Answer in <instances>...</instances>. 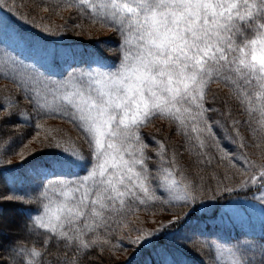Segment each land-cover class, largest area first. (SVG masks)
<instances>
[{"label":"snow or ice","instance_id":"obj_1","mask_svg":"<svg viewBox=\"0 0 264 264\" xmlns=\"http://www.w3.org/2000/svg\"><path fill=\"white\" fill-rule=\"evenodd\" d=\"M19 7L0 0V73L21 93L0 103V126L13 117L30 124L34 114L37 129L45 119H62L80 135L46 134L37 148L23 144L18 151L11 136L0 137V201L36 205L20 221L0 216V264H92L93 249L120 250L112 237L128 216L157 204L180 212L156 229H131L139 264H188L189 246L203 264H264V0H42L38 8L64 21L57 26L36 24ZM8 13L47 36L110 29L118 43H97L117 52L119 62L107 65L98 55L18 31ZM58 69L66 72L61 79L46 74ZM213 83L229 89L247 119L216 106ZM156 119L174 126L182 143L170 150L152 137L157 163L150 167L142 129ZM43 148L57 151L32 155ZM185 153L193 172L181 164ZM236 176L242 178L233 183ZM252 188L259 193L251 198L260 205L259 237L251 217L234 240L214 235L197 244L199 225L183 231L205 201ZM248 208L256 205L230 202L229 220Z\"/></svg>","mask_w":264,"mask_h":264},{"label":"trees","instance_id":"obj_2","mask_svg":"<svg viewBox=\"0 0 264 264\" xmlns=\"http://www.w3.org/2000/svg\"><path fill=\"white\" fill-rule=\"evenodd\" d=\"M42 0H16V4L19 7V11L23 13L22 11H25V14H28L29 17H35L36 24L40 23L41 17H47L45 20L49 22H55V23H64L63 20L56 16H52L50 13H44L41 8H38L37 5L41 4ZM4 13L0 12V15H3ZM64 17L67 18L68 13L65 12ZM8 16L10 18V24L13 28H15L18 31L26 32L29 34H32L35 38H45L46 40L50 42H59L61 44L70 46L72 48H75L77 50L83 51L85 53L98 55L101 57L102 62L104 64H113L115 62H119L118 56L119 54L115 51H109L107 47H102L98 45V41H109L111 42L108 47H114L115 43H118L119 38L111 32L108 35H102L99 34L97 31V28H91L89 29L91 35L89 34H83V35H77L73 31H68L64 33L62 36H47L46 33H44L41 29L38 27H35L31 23H25L24 21L20 20L17 16L13 15L12 13H8ZM95 33H98L96 35ZM2 47V45H0ZM215 93L217 95L216 100V106L225 108L227 111L228 108H230L233 112V115L237 119H247L246 116H242L238 109L236 108V102L233 98V96L230 94L229 89L224 87L223 85L213 83L210 85V91H209V98H211L212 94ZM5 96H11L13 99H16L17 97L21 96V93L18 89L14 87V85L11 83L10 80H5L3 78V73H0V103H3ZM225 101L227 102V107H225ZM211 102V99H210ZM20 107L26 109L28 112H31V108L29 105H27L26 102L21 100ZM33 118L31 120L30 124L23 123L22 121H17L15 117H13V122L9 123L7 126H0V137L7 138L8 136H11L12 139H16L19 136V140L17 142H13L10 145V148H17L19 146V141L23 143V140H27L30 136L24 135V138H21L20 135L24 134V132L31 131V130H37L35 127V124L37 122L34 114H32ZM48 120H54V121H61L62 123H66L71 125L77 132L78 130L68 121L62 120V119H45L44 121ZM43 121V122H44ZM42 122V123H43ZM17 124H19V127H17ZM142 132L145 136L146 142L149 144L148 154L150 156H153V160L149 161L150 167L155 166L157 163V160L155 158L154 149L156 147L155 142L152 140V137H155L156 139L163 140L169 149L176 148L179 150V145L182 143V138L175 133L174 126H170L169 122L166 120H160L156 119L154 120L148 127L142 129ZM19 133V134H18ZM79 134V132H78ZM151 134V136L149 135ZM80 135V134H79ZM21 138V139H20ZM65 138V137H64ZM222 144L229 150H232L234 148L233 145L229 144L227 141L222 140ZM4 145L2 142H0V150H2ZM249 153H256L258 156V150L254 147L249 148ZM257 156H253L252 158H257ZM16 164V163H14ZM182 165H186L189 169V172L195 171L194 166L191 164L190 157L187 153L184 154L183 159L181 160ZM204 180L207 182L210 179V173L204 172L202 173ZM242 177L236 176L233 180V183L238 182ZM214 183V181H213ZM256 192L255 188H252L250 191H238L234 192L231 197L228 196V194H225V198L219 201H205L204 203H212V207L209 217H212L213 215L217 214L221 206L228 202L230 199H239L242 201L250 200L252 198V194ZM9 208L10 210H13V214L15 217V220H22L24 218V212L27 208H35L36 205H21L17 202H2L0 201V216H5V208ZM163 211L169 214H173L174 212L179 214L180 209L174 208V209H168L167 206H161L157 204L155 207H149L147 209H144L141 207L139 211H137L134 215H130L127 217V222L129 218L132 216L138 215L140 213H145L149 211ZM185 211H187L185 209ZM201 217L203 218V213L201 210H198L196 213H194L190 220H188L186 223H184L183 231L188 232L191 234L194 230H196L195 226L199 225L198 231L202 234L201 236H198L194 239V243H203L204 237H212L214 235H220L223 239L226 240H234L237 237L240 236L241 231L237 229H233L230 227L222 228L220 226H212L211 222L209 220H201ZM17 218V219H16ZM128 224V223H127ZM205 225L207 227H205ZM122 229H118L116 232L113 233V243L119 242L122 247L124 248L123 241L121 239L120 234L122 233ZM257 237H259L260 233L255 234ZM118 251H104L101 253L99 249H93L91 252L92 257L94 258L92 261V264H113L112 260L109 259V253L113 252H119ZM146 254V253H145ZM108 255V256H105ZM185 255L187 257L188 264H203L204 256L200 254L195 248L189 246L185 250ZM136 256V252L129 258L127 261H125L123 264H139V260L142 259V257H137L135 260L133 257Z\"/></svg>","mask_w":264,"mask_h":264},{"label":"rangeland","instance_id":"obj_3","mask_svg":"<svg viewBox=\"0 0 264 264\" xmlns=\"http://www.w3.org/2000/svg\"><path fill=\"white\" fill-rule=\"evenodd\" d=\"M22 12L24 13L25 11H22ZM49 23H50L49 21H46L45 19H43L40 21V23H37V24L47 25ZM51 24L53 26H57V25H60L61 23L51 22ZM97 31L99 34H102V35H108L111 32L108 29H100V28H97ZM98 33H95V34L98 35ZM16 51L18 52L19 49H17ZM25 56L28 57V59L25 60V63L31 64L32 58L29 56L27 52H25ZM115 63H118V62H115ZM40 70L44 71V69H40ZM61 73L66 75V72H63V69L56 70L55 74H53L51 70H49L46 74L53 75L54 79H61L62 78ZM37 132H39L40 135L37 137L36 141H32V137L36 136ZM46 134L62 136L63 138L65 137V139H78L79 137L78 132L71 125L62 123L59 120L57 121L48 120V121L43 122V127L41 129L27 131V132H24V134L20 135L21 138H24V135H28L30 137L27 140H23V143L19 141V146L15 149L18 151L19 148L23 146V144H28L29 148H37L39 141L44 140ZM18 140H19V136L16 139H12L13 142H17ZM29 141H32V142L29 144ZM54 151H57V150L54 148H43V149H38L37 152H33L32 155H39L40 152L50 153ZM13 163H19L18 159L13 157ZM255 193L256 195H259L258 192H255ZM230 202L233 204H243L245 207H247L248 202H251L252 204L256 205V208L255 209L248 208L247 212H243V210H241L242 212L241 216L239 217L233 216L232 219L229 220V216H231L232 213L227 212L226 209L228 208ZM205 205L207 206L205 209H200L204 216L203 218L201 217V220L208 219L209 221H212L211 222L212 226H220L222 228L230 227L233 229L235 228L241 232L248 231L250 227L248 221H249V217H251V226L254 227L255 234L256 233L258 234L260 232L261 215H260V210H259L260 205L257 201H254L252 199L248 201H242L239 199L232 198L228 202L224 203L219 209L220 211H218V213L214 215L216 217L215 222H213L211 217H209L210 215L209 211L211 210L212 203H205ZM4 208H5V213H6L5 217L15 220L16 216H14L13 210H10L9 208H6V207ZM171 218H172V214H169L163 211H158V210L140 213L138 215L132 216L131 218H129L127 222L128 223L127 226L123 228L122 233L120 234L125 247L122 248L119 252L109 253V259L112 260L113 264H123L135 252H137V249L140 247V245L139 244L133 245L129 242V239H128L129 235L131 236V238H135L138 235L137 232L131 231L132 228H139V229H145V230L156 229L160 226L162 222L166 223ZM105 256H108V255H105Z\"/></svg>","mask_w":264,"mask_h":264}]
</instances>
